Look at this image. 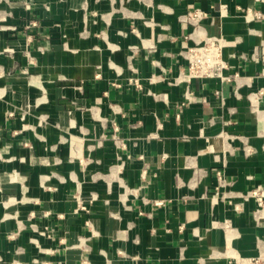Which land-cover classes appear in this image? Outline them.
Returning a JSON list of instances; mask_svg holds the SVG:
<instances>
[{"label":"crops","instance_id":"obj_1","mask_svg":"<svg viewBox=\"0 0 264 264\" xmlns=\"http://www.w3.org/2000/svg\"><path fill=\"white\" fill-rule=\"evenodd\" d=\"M248 8L264 0H0V264L264 257ZM212 36L230 80L184 81L183 52Z\"/></svg>","mask_w":264,"mask_h":264},{"label":"built area","instance_id":"obj_2","mask_svg":"<svg viewBox=\"0 0 264 264\" xmlns=\"http://www.w3.org/2000/svg\"><path fill=\"white\" fill-rule=\"evenodd\" d=\"M224 10V9H223ZM245 18L248 21L262 20L264 14L254 9L248 8L244 10ZM208 17V14L201 10L195 9L189 11L185 20L193 25L195 29L200 27V23ZM226 47L225 40L221 36L205 37L202 43H197L194 46L188 47L183 55L188 60V70L184 76V81L190 82L192 80H208V79H220L222 81L230 80L229 76H226V71L229 68V64L224 58V49ZM241 58L248 62H254L264 65V45L257 47L252 55H241ZM264 76V69L262 71ZM216 95H220L217 91ZM264 95V90L259 93L252 94L250 96L251 109L255 111L258 106L259 99ZM192 93L188 91L186 95L185 104L195 102L192 98ZM218 177L222 181V174L218 172ZM246 199L252 198L255 200L259 208L264 207V189L257 187L251 190L245 196ZM229 264H264V257H237L232 259Z\"/></svg>","mask_w":264,"mask_h":264}]
</instances>
